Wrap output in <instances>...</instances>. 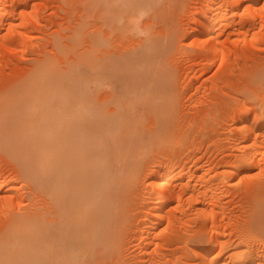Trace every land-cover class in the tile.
<instances>
[{"label": "rangeland", "instance_id": "rangeland-1", "mask_svg": "<svg viewBox=\"0 0 264 264\" xmlns=\"http://www.w3.org/2000/svg\"><path fill=\"white\" fill-rule=\"evenodd\" d=\"M130 2L0 0V35L3 37L0 36V43L6 45H0L1 86L24 77L29 69L33 71L35 64L42 62L41 59L44 61L50 57L49 61L57 63L59 67L55 68L65 75V81L73 92L82 90L83 96L106 104L108 111L111 108L119 110V106L122 108L119 113L124 110L122 115L120 113L122 118H118V128L112 123L111 129L119 130L120 122L125 118L120 129L125 124L122 131L126 133L119 130L114 134L122 138L128 135L127 144L124 145L125 138H120V145L125 148L130 145L134 150L129 147L123 151L130 153L128 159L124 158L125 165L121 159L116 162L118 159H114V153L109 150L110 157L114 155L110 164L113 166L111 162L114 160L116 169L110 166L108 176L110 186H114V195L116 198L120 195L115 198L116 210L122 208L125 219L122 221V214V220L118 221H121V226L117 225L114 230L116 244L113 248L96 246L90 254L77 248L73 252L76 263L202 264V253L209 251V263L222 253L224 244L229 245L230 250H245L253 236L258 237L256 244H263L261 239L264 238L256 233L258 226L254 224L258 218L264 220V142L261 143L263 146H257L259 152H253L256 157L252 163L255 164L246 165L244 172H236L231 162L235 156L244 154V141H238L242 137L238 135L241 133H238L241 131L239 128L244 126L242 123L246 124L248 119L246 126L250 127L254 117L264 110V0H132L133 7L129 6ZM211 2L217 3L216 10L223 5L221 10L227 12L225 17L229 21H221L220 25L215 23L211 30H203L212 17L209 10ZM224 22L226 25H222ZM94 38L96 54L89 51ZM84 52L94 54L93 57L113 59V62L119 58L125 63L123 65L120 60L117 63L120 62L119 67L124 68L115 65L97 70L96 66H84L80 62L81 57L82 60L85 58ZM95 57V60H100ZM149 61L151 67L147 66ZM158 61L162 63L161 67ZM145 65L150 69H143ZM129 66L134 70L137 68L142 78L138 79L139 73L133 69V72L129 71ZM97 73L101 76L96 77ZM71 88L69 93L74 96ZM126 104L131 108L128 105L126 109ZM127 115H130L128 121ZM127 123H130L128 131ZM133 140V145L137 142L135 148ZM0 153V195H8L13 192L10 190H14L13 193L20 197L18 202H21L14 201L10 210L22 211L37 206L39 211L47 212L45 217L56 218L52 213L54 202L46 189L37 192L32 179L20 174L17 159L9 156L10 159L6 152ZM128 160L131 164H126ZM187 181L190 188L194 187V195L190 198L186 192L188 189L183 188ZM164 187L183 190L180 198L168 201L169 204L164 206L166 213L173 211L175 214L172 213L174 218L169 223L166 219L159 222L160 217L157 218L155 212L157 201L166 196ZM32 190L42 194L36 197ZM178 202V209L172 210L171 207ZM1 207L0 214L3 211ZM260 207L263 213L258 211ZM199 208L202 211L197 210ZM258 213H262V217ZM251 214L257 216L254 221ZM250 218L253 232L248 231ZM244 229L250 232L247 234L253 237L252 240L242 234ZM243 235L249 238L243 239ZM216 240H221L222 244L213 248ZM247 257L242 263H253Z\"/></svg>", "mask_w": 264, "mask_h": 264}, {"label": "bare ground", "instance_id": "bare-ground-1", "mask_svg": "<svg viewBox=\"0 0 264 264\" xmlns=\"http://www.w3.org/2000/svg\"><path fill=\"white\" fill-rule=\"evenodd\" d=\"M213 2H211L212 3L211 6L209 5L210 6L209 10L212 14V17L209 19L208 23L204 25L203 30H208V29L211 30L214 25L216 24L220 25L221 21L226 20L225 16H227L226 15L227 12L226 11L223 12L224 11L223 8H222L223 11L221 10V6L223 5H221L216 10L217 3L214 4ZM133 4L134 3L132 2V4H129V6L133 7ZM132 13L134 15L135 11ZM227 20H226V23H227ZM132 23H134V21ZM226 23L224 22L222 23V25H226ZM130 25L132 27V24ZM143 32H144V29H143ZM6 34L7 33H5V35ZM0 36L2 37V34ZM99 40L101 41V39ZM96 44L97 43L95 39L92 41V50H89V51L91 52L94 50L97 51ZM205 44L208 45L206 42ZM0 45L6 46L5 43L4 45L0 43ZM72 48L73 47H71L70 49ZM72 51L68 50L69 53ZM101 53L103 54L104 52H101ZM85 55H84L85 58H83V60L81 57V61H80L81 64L84 66H92V67L96 66L95 69L97 70H99V68L103 66H106L107 68L109 66L114 67L116 65L118 68H120L119 67L120 62L119 63L117 62L118 60L122 61L121 59L117 58L118 60L113 62V59L110 60L102 56H97V57L94 56L95 58L100 59V60H95L93 57L94 54L85 53ZM118 56H121V55H118ZM49 58L44 61L41 59L42 62L35 64L36 67L32 65V67H35V68H32L33 71L29 69L28 74L25 73L24 77H20L10 84H7L5 82V84H7L5 86L0 85L1 86L0 87V151L1 152L3 151L4 153L6 152L5 155H7L8 157L10 156L13 159L14 158L17 159L18 163L17 162L16 163L19 166V168L17 169L19 170L20 174H22L24 177H28L29 179H32V182H33L32 186H34L33 188H35L37 192L41 191L39 189H42V190L43 188L46 189L45 192L51 196V199L54 202L53 206L55 210L53 208L54 211L52 213L57 216L56 217L57 219L55 217L53 219L51 218L49 219L48 216H46L47 217L46 218L44 214H46L47 212L39 211L37 206H34L33 208L31 207L26 208L22 211L20 210L14 211L13 209L12 211L10 210L11 205L14 204V201L18 202V200L20 199V197L18 196V193L16 192L13 193L14 190H10L11 192L12 191L13 192L8 193V195L7 194L2 195L1 193L0 205L3 207L2 209L3 211L1 212V214L2 213L3 214L2 215L0 214L1 215L0 216V264H75L76 255L74 253L77 251L76 250L77 248L81 252L83 251L86 254H90V251L96 246L100 248L103 246H106V247L108 246L109 248H113L116 244V240H113L116 238V237L114 238L115 236L114 234L116 231L115 228L117 227V225L118 227L121 226L119 225L121 221L118 223L119 220L123 219L122 221H124L125 219V215H124L125 213L123 212V209L120 208L119 211L116 210V207H117L116 199L120 195L117 198L114 195L115 193V191L113 190L114 186L113 188L111 187L112 185L110 186V180H109L110 175L108 176V173H109L108 169L111 166L110 164L111 158H113L115 155L114 159L116 158L118 159L116 160V162H119L120 161L119 159H121V162H123L125 161L124 158L128 159V156L130 154V153L128 154V152L127 154L124 152L125 153L124 154L123 151L128 150L129 147L132 149L130 145L129 146L127 145L128 148H125V146H122V144L120 145L121 143L120 138L121 139L125 138L124 139L125 142L122 141V143L124 142V145L127 144L128 141H126V138H129L128 135L126 136L124 135L125 137L123 136V138L119 137V134H117V136L115 135L116 133H118L119 130L121 131L124 130L125 124H124V128L122 129L120 128L122 127L123 125L122 121H124L125 118L124 120L120 119L122 121L121 122L119 121L121 123V127L119 123V127H120L119 130L116 129L117 131H114V129L113 130L111 129L112 123L115 124L116 126L118 125V118L119 117L122 118L121 115L124 110L122 111V113L120 112L121 113L120 115L119 110L122 108H120V106L118 105L119 110L116 108L115 109L111 108L108 111V109L105 106L106 104H104L103 102L98 103L96 101H93L92 99H89L83 96L84 94H82L83 93L82 90H79L78 93H76V90H74L75 92L74 93L73 89L71 87H68L69 84L66 83L65 81V75H63L61 72H59L58 69L55 68V66H58L57 63L55 65L54 62H51V60L49 61ZM124 63L125 62L122 61L123 65ZM78 64L79 63H77V65ZM148 64L150 67L152 66L150 65V61L147 63V66ZM158 64H160V62ZM133 65L131 66L135 67ZM161 65L162 63L159 66L161 67ZM73 66H76V65L73 64ZM147 66L145 65L143 69H147V68L150 69ZM61 67H64V66L62 65ZM132 67H130L129 71L130 70L132 71V69L134 70V68ZM139 67H138V70H139ZM122 68H124V66H122ZM156 68L158 69V67ZM151 69H154V68H151ZM136 70L134 71L139 73V71H136ZM160 70H162V68ZM60 71L62 70L60 69ZM99 72H103V71H99ZM142 73L143 72H141V74ZM98 75L99 74L97 73L95 76L96 77L101 76V75L99 76ZM139 75L140 73L137 76ZM157 75L159 74H156L154 76L156 77ZM142 76H139L138 79L140 77L142 78ZM160 77L159 79H161ZM135 84L136 82L134 83V85ZM70 88H71L72 94L73 95L75 94L74 96L70 95L71 94L69 93ZM132 93H134V91ZM136 93H139V92H136ZM123 102H124V99H123ZM123 104L121 106H123ZM128 105L129 104H126V106L124 107L127 109ZM129 106L130 107L128 108H131V105ZM109 107H112V106H109ZM263 111L264 110L261 111L260 117H259L260 114L259 115L257 114L258 116V117L256 116L257 119L256 117H254L253 124L250 127L246 126L249 124L248 119L246 118L247 119L246 124L243 122L242 125L244 126L239 128L241 131H238L239 129L236 128L238 133L241 132L238 135L240 136L241 134L242 136L241 139H239L238 141H241L242 139L244 141L243 146L241 145L242 147H244V152L243 150H241L244 154L242 156H237V157L235 156V160L231 162L232 163L231 166L234 167L236 172L241 173V171L243 170L245 171V169H247L245 168V166L246 165L249 166L253 162L254 157H256L254 156L253 152L256 150L258 151L259 150L258 147L261 145L262 142H264V114H263ZM107 116L109 118H107V120L104 121L106 119L105 117ZM129 116L128 115L126 116L127 121H128ZM241 121H244V120H241ZM129 124L128 126H126V129H127L126 131L129 130L128 129ZM116 126L114 127L116 128ZM131 131L132 130H130L129 132ZM237 131L235 132L237 133ZM122 132H125V131H122ZM129 132L127 134L133 136V134ZM121 134L122 133H120V135ZM130 139H132L131 136H130ZM135 140H136V137H135ZM130 141L132 140H129V142ZM134 142L135 141L133 140L132 146L136 147L137 142H136V145H133ZM256 147L257 149H255ZM137 149L139 150L140 148H137ZM109 150H111L112 153H114V155L112 154L113 155L112 157H110L109 153L111 152H109ZM132 153L131 155L133 156ZM3 160L4 159H2V161ZM131 160L134 161L135 159H131ZM131 160H128L129 162L126 161V164L128 163L131 164L130 162ZM113 161L111 163H113V166H114L115 161L114 162ZM17 164L15 165L17 166ZM252 164H255V163H252ZM123 165H125V162H123ZM113 166L111 167L113 168ZM116 173H118V170L116 171ZM115 175L117 177L118 174H115ZM9 183H12V182H9ZM11 187L12 186H10V188ZM183 188L188 189L186 192L189 198L190 196L194 195L193 193L194 187L190 188L188 181L185 183V185H183ZM263 190H264V186H263ZM32 191H35V190H32ZM182 191L181 189H177V188L170 189V188L164 187L163 192L166 193V196L157 201L156 208H155V212H157L156 214L158 216L157 218L160 217L159 222H162L161 220L166 219L167 223H169L172 220V218H174L173 216L174 212L172 211L173 214L169 211L166 213L164 210L165 208L164 206L167 205L168 201L170 203L172 201L174 202L175 198L177 199L180 198ZM40 194L42 193L40 192ZM40 194L38 193L35 196L39 197ZM43 194L45 193L43 192ZM201 196L200 198H202ZM195 198H198V197L196 196ZM32 200H33L32 202H34V199ZM258 202L260 203V201ZM258 202L257 203L255 202V203L258 204ZM18 203H21V202H18ZM31 204H32L31 206H33V203ZM178 204L179 202L177 203V205L175 204L174 206H172L171 209L172 210L178 209ZM202 208H199L197 210L202 211ZM259 210L262 212L263 209L260 207L258 208V211ZM253 215L251 217L254 221V219L257 216L256 215L253 216ZM260 215L258 213V216L262 217ZM121 216H123L124 218H122ZM245 217L247 218V216ZM252 219L249 223L251 227H249L250 229H248V231L251 230V232L254 231V230L252 231L253 229ZM155 222H158V220L157 221L155 220ZM51 223H53V225H50ZM244 223L246 224L247 222H244ZM154 224L156 225V223ZM254 225L256 227L258 226L257 229L255 228L256 230H258V232L256 231V233H258L260 237L264 238V220L262 218L261 220H259L258 218V220L255 221ZM242 226H243V223H242ZM242 226L239 228H242ZM247 228L248 227L246 226V229ZM246 229L242 230L243 231L242 234L249 236L250 234L248 235L247 233H250V232H247ZM238 231H241V230L238 229ZM242 234L240 233L241 236ZM249 237L245 236L243 239H246ZM253 237H254L253 241L252 242L250 241L249 242L250 244L247 243L248 244V245L246 244L247 247H244L245 250L243 249V247H240L243 250H239L238 248H234L235 250L234 249L230 250L231 248L229 249V245L224 244L222 253L219 256L212 258L209 261V263L207 261L209 251L202 253L200 256L203 259L202 264H229V263L232 264L231 262H234L236 264H243L242 261L245 256L246 257L248 256L250 258L251 262H253L251 264H254V263L262 264L263 263L262 259H264V243L263 244L259 243L261 245H259L258 243L256 244L255 240L258 241V237L257 236L256 237L253 236ZM253 237H250L249 240H252L251 238ZM152 238L150 239L152 240ZM262 240L264 242V239H261V241ZM148 242H151V241H148ZM244 243H246V241ZM219 244H222V241L216 240L213 248ZM74 250L76 251L74 252ZM111 250L112 249H109L108 251H111ZM65 254H68V256H64ZM94 255L96 254H93V256ZM94 258H96V256L93 257V259ZM108 262L110 263V261ZM120 263L122 264L123 262H120Z\"/></svg>", "mask_w": 264, "mask_h": 264}]
</instances>
